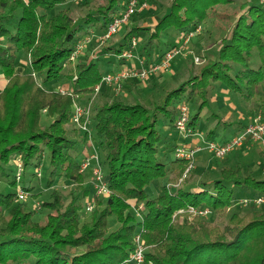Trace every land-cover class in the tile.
Wrapping results in <instances>:
<instances>
[{"label": "trees", "instance_id": "trees-1", "mask_svg": "<svg viewBox=\"0 0 264 264\" xmlns=\"http://www.w3.org/2000/svg\"><path fill=\"white\" fill-rule=\"evenodd\" d=\"M74 1L0 0V76L5 80L0 83V182L7 178L17 187V174L11 178L15 168L18 172L17 162L23 175L39 168L48 152L46 187L62 179L75 185L69 200L51 190L50 199L43 202L49 209L44 222L35 219L36 212L27 210L24 202H17L18 192H0V264H123L135 251L138 234L146 248L142 264H264V208L250 205L241 211L235 206L244 195L263 196L264 179L241 165H223L192 184L190 178L200 175L194 168L176 187L188 165L177 157V150L190 142L178 138L166 145L163 137L164 126L175 130L176 114L170 106L176 109L185 93L202 97L205 104L211 82L247 100L264 95V8L257 0H171L140 50L146 65L175 49L160 45L159 55L152 52L162 33L180 31L181 40L217 6H237L240 13L228 16L229 37L211 53L215 56L201 67L200 76L169 91L153 109L119 98L98 105L89 131L78 139L69 134L76 97L93 94L112 71L101 70L94 59L75 64L71 55L83 40L84 28L87 34L90 29L103 34L126 1L109 0L80 21L69 6ZM141 30L133 28L115 53L132 49ZM23 54L30 59L26 71L18 69ZM63 79L71 87L62 93L53 84ZM43 113L52 118L48 126L42 124ZM197 118L190 123L193 128ZM73 130L81 133L78 127ZM91 138L99 141L108 195L92 193L81 172L80 141ZM22 188L34 189L28 184ZM91 202L96 208L90 220H83ZM192 208L211 215L192 213ZM114 222L117 226L111 228Z\"/></svg>", "mask_w": 264, "mask_h": 264}, {"label": "rangeland", "instance_id": "rangeland-1", "mask_svg": "<svg viewBox=\"0 0 264 264\" xmlns=\"http://www.w3.org/2000/svg\"><path fill=\"white\" fill-rule=\"evenodd\" d=\"M124 2L125 7L122 9L121 13L126 9L129 0H124ZM170 2L171 0H139L137 12L125 25L122 26L117 34L103 44L100 43L101 41L99 40V37L102 34H98V30L90 29L89 34H87V28H84L81 33L83 39L90 38L91 40L89 44H86L79 57L73 62L76 64L80 62H89L91 59H94L98 62L101 70L112 72L117 71L119 66L126 63L138 67L139 59H141L146 65V60L139 54L141 52L140 50L143 45L148 42L146 38H148L149 31L152 30L154 25H156L169 11ZM257 2L264 8V3H262L261 0H257ZM108 4L109 0H75L74 2H70L69 6L74 12L75 19L80 21L82 17L86 16L89 12H94L100 7L103 8ZM144 5H146V7H144ZM237 12L240 13V9L237 6L232 8L228 7L226 9L224 6H217L216 10L211 12L208 19L202 22L194 30L182 34L184 37L181 40L177 38L180 31L162 33L159 38L161 44L157 42V40H154L153 42L154 46L156 45L152 49L153 53L156 52L158 55L160 54V45L161 47H165V45L169 47L176 46L175 48L180 49V54L171 61L168 71L151 73L146 80L128 79L123 81L120 88L117 85H103L100 92L95 97H93V94L79 95L76 97L75 103H78L85 108L91 104L90 117H92L94 110L98 105L106 102L110 103L114 98H119L131 104L140 102L150 109H153L154 104L162 101L169 91L179 87L180 84L186 82L192 76H200L201 67L209 60H212L215 56L211 53L219 49L224 38L229 37L231 28L228 16L233 13L235 15ZM133 28H137V30L144 29L138 31L133 38L137 42V46L135 47V50H133L136 58H120L119 55L121 53L132 51L131 47L129 50L123 49L121 53H115L114 49L119 46L120 42L123 41L124 37ZM254 60H256L255 66H258L260 62L259 58L255 57ZM156 62H152L149 65ZM29 64V57L23 54L18 63V69L26 71L29 69ZM38 79L42 82L39 76ZM63 80L64 81L61 83L56 82L53 84V88L60 90L62 93L66 92L71 87V82L69 80ZM0 83L2 85L5 84L3 76H0ZM48 88H51V86L49 85ZM208 92V100L203 105L202 102L204 99L202 97H189L188 93H185L182 98L183 100L181 101L182 103H180L176 109L173 105L170 106L169 109H171V112L176 114L175 130L168 126L163 127V137L166 145L175 144L177 142L176 139L178 138L181 140L184 139V136L180 134V131L177 128V121L182 116L181 108L183 106H186L187 108L185 130L189 131L188 135H186V139L190 142L189 148L204 144L205 141H214L217 144H222L224 140H230L241 133L245 127L258 116H261L264 122V95L257 94L253 99L247 100L241 95H235L232 93L224 84L215 82L209 83ZM197 114L196 128H193L190 126V123ZM51 122L52 118L46 113H43L42 124L48 126ZM75 127L77 126L74 121H71L69 124V134L78 139L82 138L81 135L83 130H81L80 134L76 133L73 130ZM238 129L241 132L235 134L234 131L236 130L238 132ZM212 131H214V133H212ZM211 137L212 140H209ZM98 142L97 139L93 140L92 138L89 139L88 142L81 139L80 149L82 153H84L80 156V159H84L86 156H90L96 151L101 161L103 155L97 150ZM173 155L174 154L172 153L170 154V156ZM194 158V168H196L200 175L190 178L189 182L192 184H196L199 180L210 177L212 173L210 174L209 172L215 170L217 166L223 165H229L234 168L237 165H241L247 168L248 173H251L259 179H264V147L260 142L254 141L251 138H247L241 146L235 147L222 158L216 157L214 153L207 148L197 151ZM48 160L49 153L46 152L41 160L39 168L35 170L30 169L21 175V180H17V187L8 184V182L5 181L7 178H4V181L0 182V192L2 193L18 192L26 184L33 186L34 189L32 191L25 189L29 192V196L24 201H21L17 194V202H24L27 210H33L36 212L35 219L42 222L46 220V216L49 213V209L44 208L43 202L50 199L51 190L53 188L59 190L62 197L69 200L70 192L75 187L70 181L62 179L56 182L52 188H47ZM17 163H19V161ZM94 163L95 162L93 161L92 164ZM187 163L189 165L188 160ZM16 169L17 168L11 173V178L16 176ZM81 172H84L86 179L85 184L88 187L90 186L91 192L93 193V190H95V177L92 167L85 171H82L81 169ZM102 173L104 176L107 175L108 172L105 167H102ZM181 178L175 184L176 187L182 184L183 181H181ZM36 194H40V196L35 197ZM245 198H250V196L244 195L235 203V206L241 211L252 205L243 203L242 200ZM251 198L254 197L252 196ZM89 200L91 201V198H89ZM95 206L96 205L93 204V209L87 210L86 205V210L83 213V220L91 219L92 212L96 208ZM255 206L259 208L261 207L257 205ZM210 215L211 214L208 213L204 216ZM111 221H113V219H111ZM116 226L117 224L114 222L111 228H115Z\"/></svg>", "mask_w": 264, "mask_h": 264}, {"label": "built area", "instance_id": "built-area-1", "mask_svg": "<svg viewBox=\"0 0 264 264\" xmlns=\"http://www.w3.org/2000/svg\"><path fill=\"white\" fill-rule=\"evenodd\" d=\"M262 3H264V0H261ZM139 6V0H129L128 5L126 9L117 16L108 26L106 31L99 37L100 43L103 44L104 42L111 39L115 34L118 33V31L122 28L123 25H125L130 18L137 12V8ZM146 7V5H144ZM90 38L83 39L82 41L78 42L75 46V49L71 55V59L75 61L82 50L85 48L86 44L90 43ZM137 46V42L135 39H133L132 42V51L121 53L119 55L120 58H134V49ZM180 54V49L175 48L173 50L168 51L161 61L156 62L154 64H151L149 66H146L144 62L139 59V66H124L122 69L111 72L103 76L100 83H98L95 86V90L93 92V97H95L101 90L103 85H117L119 88L122 86L123 81H126L128 79H139V80H146L151 73H157V72H164L168 71L171 61ZM136 58V57H135ZM74 110H73V121L75 125L83 130V131H89V124H90V107L91 104L88 105L87 108L79 105L78 103H74ZM187 108L186 106H183L181 108V117L177 121V128L180 131V134L186 138V135H188L189 131L185 130V123L187 120ZM84 119V122L82 120ZM247 138H251L254 141L260 142L261 145L264 147V122L261 118V116L256 117L248 126L245 127V129L239 133L238 135L234 136L230 140H227L226 142L222 144H217L214 141H205L204 144H199L194 148L189 147H180L177 150V157L184 158L189 161V165L186 169V171L183 174V177L181 178V181L185 180L192 169H194V161H195V153L201 149L207 148L210 151L214 153L216 157L222 158L226 154L232 151L237 146H241ZM95 162L92 164V162ZM92 167L93 173H94V189L96 190V193L98 195H108L110 194V190L108 188V185L105 181L104 175L102 173V166L100 162V158L98 156V153L95 151L90 156H86L82 162L81 169L82 171H85L86 169ZM22 175V166L21 162L18 163V172H17V180L21 179ZM29 196V192L25 189L21 188V190L18 191V197L21 201H24ZM245 204H252L261 206L264 208V196H256L254 198H245L242 200ZM93 204L88 203L87 204V210H92ZM192 213H199V214H208L210 213L208 210L203 211H197L195 209L190 210ZM135 244L136 249L131 254V256L123 263V264H142L145 259V251L146 248L143 244L141 235L138 234L135 237Z\"/></svg>", "mask_w": 264, "mask_h": 264}, {"label": "crops", "instance_id": "crops-1", "mask_svg": "<svg viewBox=\"0 0 264 264\" xmlns=\"http://www.w3.org/2000/svg\"><path fill=\"white\" fill-rule=\"evenodd\" d=\"M127 64H128V63L123 64V65L119 66L118 68H122V67L126 66ZM236 132H237V131L235 130L234 133L236 134ZM235 134H234V135H235ZM227 140H229V139L224 140V142H226ZM224 142H223V143H224Z\"/></svg>", "mask_w": 264, "mask_h": 264}]
</instances>
